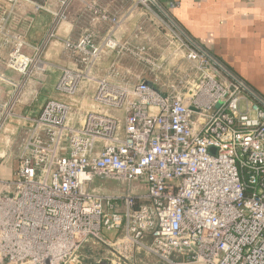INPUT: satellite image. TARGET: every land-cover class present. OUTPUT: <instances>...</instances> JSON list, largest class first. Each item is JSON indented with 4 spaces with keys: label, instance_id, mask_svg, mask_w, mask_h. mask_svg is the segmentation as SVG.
Returning <instances> with one entry per match:
<instances>
[{
    "label": "built area",
    "instance_id": "built-area-1",
    "mask_svg": "<svg viewBox=\"0 0 264 264\" xmlns=\"http://www.w3.org/2000/svg\"><path fill=\"white\" fill-rule=\"evenodd\" d=\"M75 1L0 0V51L19 74L0 72L9 87L0 132L29 82L51 69L50 47L75 64L61 70L62 98L15 133L16 169L0 170V264H264V99L173 18L179 0H137L165 29L162 60L121 43V19L96 3L86 8L110 33L101 42L92 31L63 36ZM31 12L52 16L39 44L18 28ZM114 50L148 66L158 86L99 78L96 66ZM90 90V107L78 105ZM96 176L139 185L99 193Z\"/></svg>",
    "mask_w": 264,
    "mask_h": 264
},
{
    "label": "crops",
    "instance_id": "crops-1",
    "mask_svg": "<svg viewBox=\"0 0 264 264\" xmlns=\"http://www.w3.org/2000/svg\"><path fill=\"white\" fill-rule=\"evenodd\" d=\"M86 3H96V7L121 19L115 32L121 43L144 46L149 55L160 60L170 54L164 27L137 0H76L71 5L69 19L61 30L63 36L77 39L82 33L92 31L96 40L101 42L110 33L112 24L102 20L99 14L87 10ZM172 16L200 45L264 99V0H179L178 6L172 10ZM30 17V20L18 28L27 33L32 44H39L52 16L46 12H31ZM5 57L6 51H0V72L19 78L17 72L4 64ZM47 58L52 64L51 69L57 70L52 76L55 77L56 85L62 68L75 66L62 46L50 47ZM113 63L118 65L119 74L116 76L110 75ZM187 67L188 63L183 61L181 70L184 72ZM94 72L99 78H109L124 84H134L143 79L158 86L148 66L129 54H119L115 50L102 55ZM50 76L48 71L29 82L16 107L18 116L3 125L0 132V154L5 155L4 159L0 157L1 160L13 159L15 150L18 152L19 134L15 133L25 123V117L38 115L48 99L59 98L47 93L41 100L43 86L49 82ZM8 90L7 85L0 84V117L2 104L9 97ZM92 94V90L88 95L81 93L78 100L90 107L93 103ZM12 139L14 142L10 146ZM5 161L0 164V170L7 175L13 169Z\"/></svg>",
    "mask_w": 264,
    "mask_h": 264
},
{
    "label": "rangeland",
    "instance_id": "rangeland-1",
    "mask_svg": "<svg viewBox=\"0 0 264 264\" xmlns=\"http://www.w3.org/2000/svg\"><path fill=\"white\" fill-rule=\"evenodd\" d=\"M166 32H165V37H166ZM57 70L55 69H50L49 70V73L51 74L50 76V80L49 82H47V84H45L44 87V92H42L41 94V100L45 97V95L47 93H50L52 95H54L55 97H59V99L62 98L60 92L57 90L56 88V80H55V77L53 78V74L56 73ZM44 75V74H42ZM79 96V94L77 95ZM64 97V96H63ZM64 99H68L66 97H64ZM82 104L81 102H79L78 105ZM79 108L78 107H72L71 109V113L72 115L77 118V116L79 115V112L80 110H78ZM111 113H118L116 111H114L113 109H110ZM13 139L11 140V143L9 144L10 146H12L13 144ZM13 151V149H11ZM16 154H15V157L12 159H7L6 161L5 160H1L0 159V164L2 163V161H5L6 163H8L9 167L14 170L16 169L17 165H18V159L16 157L17 155V151L15 150ZM139 184L137 182H132L131 184L129 183H122L118 180H115V179H110V178H107V177H104V176H96L94 182L92 183V186L91 188H94L97 192L99 193H105V194H110V193H113V194H121V195H125L129 188H134L136 186H138ZM137 189L133 190V191H136ZM144 190H141L139 189L137 192H143ZM107 235H109V232L106 233ZM173 258L174 259H177V260H184L185 259V256L184 254H173Z\"/></svg>",
    "mask_w": 264,
    "mask_h": 264
}]
</instances>
